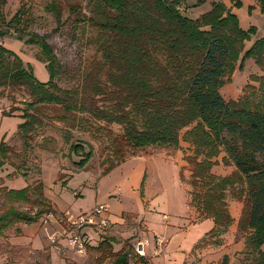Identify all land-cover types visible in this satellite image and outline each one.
I'll return each instance as SVG.
<instances>
[{
    "label": "trees",
    "instance_id": "1",
    "mask_svg": "<svg viewBox=\"0 0 264 264\" xmlns=\"http://www.w3.org/2000/svg\"><path fill=\"white\" fill-rule=\"evenodd\" d=\"M188 1L87 0L88 13L71 5L68 19L75 15L74 22L87 23L83 27L88 29V55L79 80L71 87L58 85L59 62L46 36L31 34L26 42L40 46V59L47 63L50 79H37L32 66L0 42V89L24 90L29 95L21 115L25 121L19 124L23 137L29 138L47 109L67 127L94 135L107 131L112 149L103 174L137 150L157 147L173 154L182 142L188 143L191 152L184 158L191 165V204L214 220L210 233L218 235L234 222L228 196L242 201L238 221L242 234L237 236L244 243L240 260L264 264V74H251L258 85L246 84L237 98L226 99L221 93L226 76L248 58L264 72V37L246 48L251 29L241 28L237 15L224 2L213 1L210 10L193 17L184 12ZM195 1L198 5L205 0ZM7 2L0 0L2 22ZM48 9L60 22L59 7L51 4ZM29 10L21 7L6 24L21 25L30 18ZM112 124L121 132L115 133ZM8 150L2 142L0 168ZM70 150L83 156L77 162L80 168L93 155L77 141ZM220 163L233 171L215 174L212 167ZM32 188L8 189L6 195L28 201ZM36 188L42 190V183ZM40 216V211L30 214L10 207L0 214V228L17 221L32 223ZM96 247L101 264L106 257L111 259L108 264L154 263L133 246L113 251L110 239ZM228 261L224 255L221 264Z\"/></svg>",
    "mask_w": 264,
    "mask_h": 264
},
{
    "label": "rangeland",
    "instance_id": "2",
    "mask_svg": "<svg viewBox=\"0 0 264 264\" xmlns=\"http://www.w3.org/2000/svg\"><path fill=\"white\" fill-rule=\"evenodd\" d=\"M213 1L216 0H205L197 5L195 0H190L183 11L198 17L211 9ZM218 1L224 2L234 11L241 28L251 29V37L246 42V48L264 36L262 0H238L237 5L236 0ZM51 4H55L61 10L60 22L57 21L55 12L49 11ZM75 4L81 7L83 12L88 13L87 0H8L3 8L6 21L0 20V42L16 52L25 63H29L37 79L42 82L50 79V73L47 63L40 59L42 56L40 46L26 42L31 34L46 36V41L59 62V71L55 78L58 85L71 87L82 74L84 61L88 55L85 47L88 29L83 27L84 23L74 22L75 15L68 19L71 14L70 7ZM21 7L30 9V18L21 25H7L6 22ZM251 74L264 72L252 58H248L242 67L237 68L232 75L226 76L225 84L221 88L223 96L226 99L237 98L244 93L246 84L258 85L257 81L251 79ZM26 101H29V95L24 90L0 89V145L4 142L9 149L5 164L0 168V214L10 207H15L30 214L40 211L41 216L32 223L17 221L6 229L0 228V264H101L100 252L96 246L105 239L112 241L113 251L129 246H133L136 251L133 239L141 234L136 231L131 235L126 233L128 232L126 228L130 229L138 224L134 221L133 212L124 214V222L118 223L124 226L123 229L116 228V231L115 224L112 223L100 230L87 229L88 233L84 234L87 238L82 240L83 249L73 246L71 230L68 231V228H74L71 220L80 213L90 212L96 205L108 200L113 205L119 202L124 209L135 211L139 205L138 199L145 197L148 192L160 198H164L165 195H175L177 198L180 192L175 180L173 181V172L171 177L163 171L160 173L157 171L154 175L152 172L154 167L149 165L138 167L137 164L140 165L144 161L135 159L138 156L168 154L167 151L157 147L137 150L113 170L103 174L109 166L106 158L112 149L111 136L107 131L94 135L89 130L79 129L80 127H67L64 122L57 121L47 109V115H39L34 129L28 133L29 138L23 137L19 131V124L25 121L21 115L26 108ZM98 124L100 127L105 126L102 123ZM109 126L115 133L121 132L117 124ZM74 141L82 143L85 152L93 151L92 157L83 168L77 165L83 156L70 150V145ZM188 145L182 142V147L176 152L180 153L185 164L182 166L180 178L193 210L190 221L195 223L205 217L191 204L190 191L193 188L189 183L191 165L184 158L191 152ZM212 171L217 175H226L231 173L233 168L220 163L214 165ZM41 183L43 188L39 190L36 187ZM27 186L36 188H32L28 201L13 199L6 195L8 189H22ZM44 198L46 202L43 204ZM227 200L231 215L238 212L242 215L244 203L231 196H228ZM170 213L174 214L173 211ZM227 231L218 235L209 232L198 245L199 249H203L200 252L204 254L203 258L197 256L195 252L185 264H221L223 257L218 258V254L217 256L214 254L216 249L226 245L230 250L228 264H242L241 250L236 246L240 244L237 236L242 233L238 232L236 242L231 243ZM36 241H40L39 245H36ZM110 260V257H106L102 264H108Z\"/></svg>",
    "mask_w": 264,
    "mask_h": 264
},
{
    "label": "crops",
    "instance_id": "3",
    "mask_svg": "<svg viewBox=\"0 0 264 264\" xmlns=\"http://www.w3.org/2000/svg\"><path fill=\"white\" fill-rule=\"evenodd\" d=\"M135 159L144 161L141 162L140 165L137 164L138 167L142 168L144 165L154 167L155 169H152L154 175L157 171L159 173L163 171L171 177V173L173 172V181L175 180L180 194H177V198L175 195H172L173 197L165 195L164 200V198L156 197L154 193L148 192V194H145V197L138 199L137 204L139 205L136 207L135 211L124 209L119 202L113 205L110 200H108L105 203L110 206L107 212L109 222L112 223V225L115 224L114 229L116 231V228L123 229L124 226H120L118 223L124 222V214L133 212L135 214L134 221L138 224L133 225L134 227L129 226L130 229L125 226L126 231H128L126 233H130L131 235L132 232H139L141 236L134 237L133 240H135V242L145 238L149 239L150 243L146 247V254L155 264H184L191 255L194 256L195 252L197 256L203 258L202 255L204 254H200L203 249H199L198 245L202 243L203 238L213 229L215 223L212 218H204L195 223L190 221V215L193 210L189 205V197L186 189L183 188L180 178L182 166L185 165L183 164L184 162L180 153L138 156ZM154 177L155 176H153V178ZM170 211H173L174 214L170 213ZM232 216L234 217V223L227 231L231 243L236 242L235 238L238 233V221L241 214L238 212ZM157 235L166 240L165 245L159 252L156 250L155 243V236ZM39 242L36 241V245H39ZM238 243L240 244H236V246L237 248L240 247L241 250L244 243L243 241H239ZM229 251L227 245L226 247L221 246L220 249H216L214 255L217 256L218 254V258L224 257V255L229 256Z\"/></svg>",
    "mask_w": 264,
    "mask_h": 264
},
{
    "label": "built area",
    "instance_id": "4",
    "mask_svg": "<svg viewBox=\"0 0 264 264\" xmlns=\"http://www.w3.org/2000/svg\"><path fill=\"white\" fill-rule=\"evenodd\" d=\"M110 209L109 204L101 203L96 205L90 212L80 213L75 219H72L71 222L74 225V230H71V241L73 246H78L83 249V241L87 238L85 233H88L87 229H103L109 226L110 222L105 213ZM149 239H141L135 242L134 246L136 251L140 255H146V247L149 245ZM156 250L157 252L161 251L163 246L166 243V240L161 236H155Z\"/></svg>",
    "mask_w": 264,
    "mask_h": 264
}]
</instances>
